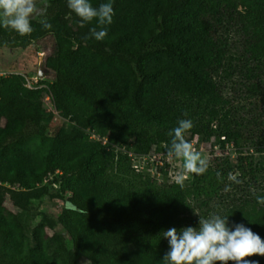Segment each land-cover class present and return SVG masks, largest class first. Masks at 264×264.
Listing matches in <instances>:
<instances>
[{
    "label": "trees",
    "instance_id": "trees-1",
    "mask_svg": "<svg viewBox=\"0 0 264 264\" xmlns=\"http://www.w3.org/2000/svg\"><path fill=\"white\" fill-rule=\"evenodd\" d=\"M90 2L98 7L108 0ZM112 3L115 15L104 26L103 41L90 38L98 22L81 21L67 0H48L43 20L51 29L35 19L30 35L0 26V47L23 48L46 35L56 40L45 87L28 89L18 74L0 77V264H163L170 249L162 232L180 230L190 199L205 204L218 196L226 163L192 174L183 186H155L143 177L131 181V174L115 181L107 171L118 172L126 156L114 146L125 145L136 155L151 148L167 153L168 133L180 119L193 121L189 141L194 136L213 137L221 145L246 141L219 91V72L231 58L221 31L237 32L250 71L264 69V0ZM43 96L66 126L51 123ZM255 143L264 145V130ZM246 166L252 172L250 161ZM54 173L49 183L63 194L56 218L63 235L30 220L18 198ZM258 196L264 195L246 193L223 216L229 228L243 224L264 240ZM246 259L264 264V256Z\"/></svg>",
    "mask_w": 264,
    "mask_h": 264
},
{
    "label": "rangeland",
    "instance_id": "rangeland-1",
    "mask_svg": "<svg viewBox=\"0 0 264 264\" xmlns=\"http://www.w3.org/2000/svg\"><path fill=\"white\" fill-rule=\"evenodd\" d=\"M35 20L41 21L43 17H37ZM221 35L227 38L231 58L226 60L230 66H225L219 72V91L228 102L230 118L240 123L241 132L246 137V141H240L238 146L228 144L225 147L213 137L194 136L191 139L193 146L209 161L208 168H213L218 161H225L223 163L226 165L222 167L226 176L218 196L211 197L205 204L201 202L202 198L189 200V210L183 215L180 229L189 226L198 227L199 217L206 218L213 213L223 216L225 210L236 204L246 193L264 195V145L255 143L264 130V69L252 68L250 71L252 66L241 59L240 37L234 29L221 31ZM55 43L56 40L52 35H46L28 41L23 48L0 47V72L9 75L18 74L31 86L45 87L51 79V72L46 64L53 58ZM39 68L43 71L40 78L37 77ZM42 108L52 112L51 123L54 126L68 124L52 110L45 96L42 98ZM90 138L97 139L93 135ZM101 142H104V139ZM114 150L126 156V161L119 160L121 164L118 172L114 169L107 171V176L115 181H122L126 174H131L129 178L131 181L143 177L155 186H160L177 183L175 177L183 170L182 159H169L167 153L154 151L153 148L144 155L126 152L125 145L114 146ZM238 157L245 160L237 161ZM248 161L251 163L252 172H248L246 166ZM164 164L166 169L163 168ZM133 166H136V169ZM157 168H162V172H158ZM55 175L56 173L47 176L33 191L20 195L18 198L19 203L27 210L30 220L42 223L49 232L63 235L56 222L60 213V196L63 197V194L58 192L56 184L49 183ZM191 175L189 174L184 183H190ZM5 187L9 189V193L16 191L15 187ZM225 187L231 190L225 191ZM5 204L11 208V203L7 199Z\"/></svg>",
    "mask_w": 264,
    "mask_h": 264
},
{
    "label": "clouds",
    "instance_id": "clouds-1",
    "mask_svg": "<svg viewBox=\"0 0 264 264\" xmlns=\"http://www.w3.org/2000/svg\"><path fill=\"white\" fill-rule=\"evenodd\" d=\"M67 4L81 21L98 22L99 30L90 29V38L96 41L105 39L108 32L104 26L111 25L115 15L112 0L98 7H94L90 0H67ZM47 7L48 0H0V26L21 36L30 35L34 31L33 19L46 16ZM41 24L45 29L52 28L47 20H41ZM193 127L191 119H180L168 133L171 137L168 158L183 161V170L175 177L181 186L189 174L203 175L209 167V161L186 139ZM229 177L232 178L231 174ZM230 190L225 187V191ZM256 201L264 205V196H258ZM228 224V216L213 213L206 218L199 217L198 227L163 231L170 249L163 257V264H252L247 257L264 256V240L258 234L243 224L234 225V230Z\"/></svg>",
    "mask_w": 264,
    "mask_h": 264
},
{
    "label": "built area",
    "instance_id": "built-area-1",
    "mask_svg": "<svg viewBox=\"0 0 264 264\" xmlns=\"http://www.w3.org/2000/svg\"><path fill=\"white\" fill-rule=\"evenodd\" d=\"M6 76H9V74H6V73H4V72H0V77H6ZM24 83H25V86L28 88V89H31V88H33V86H31V85H29V83H28V81L24 78ZM92 136V135H91ZM92 139V141H96V142H98L99 141V139L97 138V139H95V138H91ZM220 140L222 141L223 140V137H220ZM228 144L227 143H224V145L223 146H227ZM133 168L134 169H136V166H133Z\"/></svg>",
    "mask_w": 264,
    "mask_h": 264
},
{
    "label": "water",
    "instance_id": "water-1",
    "mask_svg": "<svg viewBox=\"0 0 264 264\" xmlns=\"http://www.w3.org/2000/svg\"><path fill=\"white\" fill-rule=\"evenodd\" d=\"M42 72H43L42 69L39 68L38 73H37V77L38 78H40L42 76Z\"/></svg>",
    "mask_w": 264,
    "mask_h": 264
}]
</instances>
